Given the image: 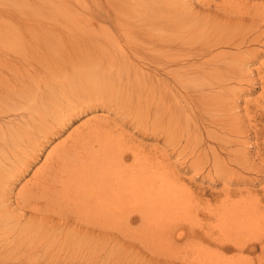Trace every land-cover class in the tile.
<instances>
[{
    "label": "bare ground",
    "instance_id": "obj_1",
    "mask_svg": "<svg viewBox=\"0 0 264 264\" xmlns=\"http://www.w3.org/2000/svg\"><path fill=\"white\" fill-rule=\"evenodd\" d=\"M235 1L205 0L194 9L192 0H105V8L93 0L89 20L11 16L0 28V264H254L264 224L250 215L260 200H250L253 209L247 199L229 207V189L220 206L194 208L199 197L172 172L165 151L131 143L105 118L70 132L33 171L49 144L98 106L116 108L144 134L152 129L177 149L183 169L204 171L196 155L200 129L193 130L191 109L176 91L196 86L203 94L192 111L219 114L213 124L221 120L242 135L238 101L226 87L251 76L250 65L264 54L248 47L264 41V10L250 5L261 19L254 33L199 17L210 10L257 18ZM246 144L233 158L243 166L253 162ZM232 251L240 257L228 259Z\"/></svg>",
    "mask_w": 264,
    "mask_h": 264
},
{
    "label": "rangeland",
    "instance_id": "obj_2",
    "mask_svg": "<svg viewBox=\"0 0 264 264\" xmlns=\"http://www.w3.org/2000/svg\"><path fill=\"white\" fill-rule=\"evenodd\" d=\"M192 1L193 2L191 3L194 9L204 7L207 4L205 0H192ZM211 1L213 2L216 1L217 3L221 2V0H211ZM101 3L102 5H104L103 3H105V0H102ZM235 3L236 4L240 3L242 6H245V5L249 6L251 10H253V8L250 5L259 3V5L261 4L260 6H262L260 10L262 9L264 10V0H236ZM101 7L105 8V5ZM0 9L3 10L2 13L0 14V28L6 27V24L11 18V16L18 17V18H28V17L36 18V17H40L43 15H53V16H61V17H68V16L72 17V16L83 15L85 17L87 16L89 20L93 18V13L94 11H96L93 5V0H0ZM246 11H248V9ZM215 14L216 13L212 14L210 10H207V11H203L201 16L199 17L200 18L209 17L211 18V21H210L211 23L219 21L220 24L226 23L227 25H230V22H231V24H235L238 26L243 25L244 27H246V31H252L253 33L257 30L256 25H259L261 21L260 16H257L255 14V11L253 12L252 15L254 17L256 16L257 18L248 19V21L246 22L241 21L242 19H239L238 16H234L233 19L232 18L228 19L226 17L221 18L222 15L216 16ZM212 16H213V19H212ZM248 17L250 16L248 15ZM216 19L217 21H214ZM228 20L230 21L228 22ZM262 25H263L262 27H264V23ZM250 28H252L253 30L252 29L250 30ZM66 31L67 30H65L64 32L66 33L65 35L68 34V32ZM252 32L249 34L250 36L253 35ZM64 33H62V37L65 38V35H63ZM88 37L85 41L89 44L91 41L89 40ZM81 38L82 37H79V39ZM263 42L264 41L260 43H254L252 45H249L248 47L251 49L257 48V50H259V51L256 50L257 53H260L264 51ZM221 50L222 49H219L216 51H221ZM260 57H258L259 59L258 58L256 59L255 63L250 65L251 67L249 66L251 68L248 70L249 72L251 70L255 71L249 74L252 77L244 76V79L242 77L241 80L237 82L231 81V83H229L228 86L226 85L227 86L226 89L232 88L233 95H235L234 97L238 101L237 103H238L239 108H237L236 111H237V115L239 116V118L240 119L242 118L241 119L242 123L238 124V127L239 126H242V128L244 127L242 130L243 131L242 135H237V134L231 133L230 131H227L225 129L226 125L224 123H220L222 122L221 120L213 124L212 119L221 118L219 114H216L215 116H213L212 114H206L207 116L204 115L202 116V118H200L199 115H201V112H199V110H196V112L192 111L191 106L192 105L194 106L196 103V100L203 94V92L200 93L201 90L197 89L195 84L194 86L196 88L194 87L193 91L188 90V92L187 91L182 92L181 89L180 91H176L178 94L179 100H182L184 104L188 103L189 108L192 111L191 112L188 110L189 116L191 118L190 121H191L193 130L200 129V132H201L200 137L203 140H201L200 142V145L196 151V155H198L199 153L202 154L203 159H202L201 164L204 166L203 167L204 171L198 172L195 167L190 168L191 170L190 169L186 170L185 168L183 169V166H185V164L181 165L182 161L180 157H178L177 154H175L176 153L175 151H177L176 148L173 149L172 145L168 143L165 139L161 140L157 138L156 135H153V134L151 135L150 132H152V129H150L148 132H145V134L144 132H140L136 130V127H134V125L132 124V121H130L128 118H125L123 114L119 112V110L111 106L109 107H105V106L99 107L98 106L96 110H92V111L89 110V111L82 112L80 116L75 118L74 124H70L66 128L65 133H63L60 137L54 139L55 141L49 144V147L46 148V152L44 156L41 157L42 160L37 161L38 163L35 165L33 171L43 162L44 157L47 154V152L54 145L59 143L60 140L65 138L70 132H73L78 128L83 129L88 126V123L93 124L96 119L105 118L104 120H108L112 125H115V129L117 133H120V132L124 133L125 139L130 140L131 143L140 145L142 146V148L151 149L157 155L158 154L162 155L161 152L165 151L166 154L164 155L165 157L164 159H165V162L172 169V172H174L176 176H181L182 177L181 180L187 184L186 186L189 187L191 191L195 192L196 196L199 197V202L198 201L196 202V200L195 201L193 200L194 208L200 207L201 209V208H205L206 206L211 207V208H216L220 206L221 205L220 203H222L224 200L226 201L228 200L225 197L227 196L226 192L230 189L231 190V195L229 196L230 200H228L227 202L229 207L243 206L244 199H247L249 201L251 205H248V208L252 207V209L254 207L252 203L250 202L251 199L254 201L260 200L262 202L260 204L262 207L261 206L258 207L259 209L256 210L257 213L251 214L250 218H252V221H256L257 225L264 224V77H263L264 71L262 67V63L264 62V54L261 53ZM138 69L140 71L148 70L147 67H143V66H139ZM149 71H151V69ZM169 85H173V83L169 82ZM215 90L218 91L219 89H214L212 91H215ZM188 93L190 94L187 97ZM211 93L212 92H210L208 95H210ZM99 96L100 95H97L96 97H99ZM190 101H191V104H190ZM141 117L142 119L147 118V112H144L142 115H140L139 119ZM222 124L224 127L222 126ZM208 132L212 134L210 135ZM244 142H247L246 146H248V148L250 147V153H248V155H250L249 158L251 159L249 160L250 162L251 160L253 161L251 163H248V165H245V166H243L239 162L233 161V158H235L234 154L236 153V150H238L239 148L241 149V147L243 148ZM227 143H229L228 144L229 146L227 145ZM180 150L181 148L178 149V151ZM213 150L216 151V154L220 155V156L218 155L221 158L220 163L218 164L216 162L214 163L212 160V157H210L212 156L211 152ZM196 155H191L192 157H190V161L194 160L196 158ZM207 159H210V160H207ZM131 161H132V158H129L127 160L128 163ZM250 165L252 166L250 167ZM217 166L219 169H224L225 172L222 170L219 173V169L217 168ZM33 171L29 175H26L25 178L21 180L22 182L20 181L21 183L20 182L18 183L17 189H19L23 185V183L27 181L26 179L31 177ZM219 175L221 177H219ZM234 175H235V178H233ZM223 178L224 179L226 178V181L223 180ZM187 209L188 210L191 209V205L187 207ZM194 210L195 209H193V211ZM263 246H264V242L254 243V249L250 254V256L254 260V264H264V258L261 257L263 256L262 255ZM227 257L228 259H236L240 256L237 255L236 251H232L227 255Z\"/></svg>",
    "mask_w": 264,
    "mask_h": 264
}]
</instances>
